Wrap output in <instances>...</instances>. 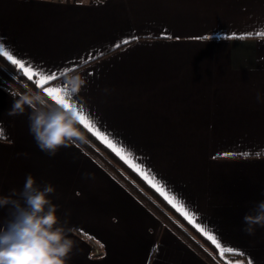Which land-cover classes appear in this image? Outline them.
<instances>
[{
  "label": "crops",
  "instance_id": "1",
  "mask_svg": "<svg viewBox=\"0 0 264 264\" xmlns=\"http://www.w3.org/2000/svg\"><path fill=\"white\" fill-rule=\"evenodd\" d=\"M261 29L264 0H0V45L48 71L78 66L77 107L197 217L155 189L185 220L239 256L233 264H264V228L249 235L243 223L264 200ZM90 52L104 55L83 63ZM22 95L0 82V194L28 174L54 186L57 215L73 229L67 264H209L77 143L42 151L32 109L9 115ZM7 218L0 209V225Z\"/></svg>",
  "mask_w": 264,
  "mask_h": 264
},
{
  "label": "clouds",
  "instance_id": "2",
  "mask_svg": "<svg viewBox=\"0 0 264 264\" xmlns=\"http://www.w3.org/2000/svg\"><path fill=\"white\" fill-rule=\"evenodd\" d=\"M64 79L66 90L72 94H78L85 85L79 73H69ZM25 106L32 109L28 117L30 133L48 155L54 156L62 146L85 142L71 109L54 106L39 93L24 94L14 102L9 115L24 114ZM54 192L53 185L40 186L28 174L21 189L0 194V209H8V218L0 225V264H67L75 247L70 237L73 229L57 215ZM243 223L249 235L257 226L264 228V200L244 215Z\"/></svg>",
  "mask_w": 264,
  "mask_h": 264
},
{
  "label": "trees",
  "instance_id": "3",
  "mask_svg": "<svg viewBox=\"0 0 264 264\" xmlns=\"http://www.w3.org/2000/svg\"><path fill=\"white\" fill-rule=\"evenodd\" d=\"M0 82L8 89H16L21 94L43 95L54 106L42 89L33 80H29L11 62L0 54ZM85 142H76L85 152L94 158L103 168L121 182L145 206L153 211L163 223L169 226L183 240H185L209 264H226L224 257L234 259V254H224L222 257L217 248L187 220H185L155 189L141 176L130 168L117 154L103 144L82 124L77 123ZM224 260V261H223Z\"/></svg>",
  "mask_w": 264,
  "mask_h": 264
},
{
  "label": "snow or ice",
  "instance_id": "4",
  "mask_svg": "<svg viewBox=\"0 0 264 264\" xmlns=\"http://www.w3.org/2000/svg\"><path fill=\"white\" fill-rule=\"evenodd\" d=\"M235 35V34H233ZM253 33H245L240 34L239 38L243 39L247 36H252ZM256 36L264 37V29H261L255 33ZM139 37H129L124 38L121 41L116 42L112 48L118 49L122 45H129L134 41H138ZM0 54L7 58V61L11 62L15 65L23 75H25L29 80H33L36 83L37 87L42 89V91L49 97L51 100L55 102L56 106H62L63 108L71 109L77 116V120L79 124H82L89 131L93 132L95 136H97L103 143H105L109 148H111L117 155L121 157L130 167H132L140 176H142L148 184H150L154 189L161 193L168 200L169 203L173 204L174 207H177L178 211H180L189 222L195 223L196 216L190 214L185 210L184 202L178 200L175 195L169 196L168 192L170 189H167V186L163 181H157L155 173L152 172L151 169H145L141 167L138 163L135 162L136 157L134 153L129 149L126 145H123L121 142L115 141L114 138H111V133L102 134L101 130L97 127V122L90 117L86 116V109L83 105L77 107V103L74 100V94L68 92L66 81L64 80L62 85L56 87H48L47 85L50 82H54L57 79L65 76L67 73L74 71L76 67L73 66L71 68H64L58 71H48L39 66L32 64L31 61H23L19 58H16L10 49L6 50L5 46L0 45ZM104 55V53H99V55H93V53L88 54V60H84L81 58L83 63H87L88 61L98 59L100 56ZM6 137L3 135L2 131H0V139H5ZM117 144L120 146L118 147ZM261 153H256L259 156ZM226 156L237 155L234 153H226ZM240 155L248 156L250 153H240ZM197 228L203 234L208 237L214 244H216L217 248L220 251L221 256L223 257L226 252H232L231 248H222L220 244L217 243V237L214 235H210L211 230L205 231L204 228H201L200 225H196ZM226 264H230V262H226Z\"/></svg>",
  "mask_w": 264,
  "mask_h": 264
},
{
  "label": "rangeland",
  "instance_id": "5",
  "mask_svg": "<svg viewBox=\"0 0 264 264\" xmlns=\"http://www.w3.org/2000/svg\"><path fill=\"white\" fill-rule=\"evenodd\" d=\"M88 238L89 239H92L90 236H88ZM225 260V261H224ZM224 262H230V264H233L234 262L231 260V259H229V258H227V257H224Z\"/></svg>",
  "mask_w": 264,
  "mask_h": 264
}]
</instances>
